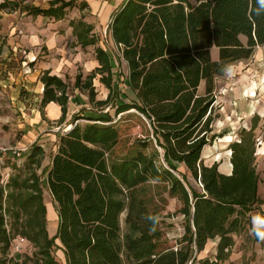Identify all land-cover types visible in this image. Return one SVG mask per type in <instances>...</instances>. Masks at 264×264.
<instances>
[{"label": "trees", "instance_id": "16d2710c", "mask_svg": "<svg viewBox=\"0 0 264 264\" xmlns=\"http://www.w3.org/2000/svg\"><path fill=\"white\" fill-rule=\"evenodd\" d=\"M77 1L52 0L49 8L31 12L59 19ZM79 5L83 9L87 2ZM11 9L9 0L0 2V12ZM70 24L83 47L98 42L91 24L83 20ZM108 33L116 56L127 65L128 72L120 77L125 76L133 97L129 100L126 91L114 90L113 59L98 46L100 66L94 72H107L101 81L110 89L109 96L97 101L102 108L88 114L82 109L73 116L74 126L60 135L48 169L38 174L44 151L33 144L25 172L11 177L6 188L0 186L3 251L11 246L12 230L39 247L33 264H124V251L128 264H194L207 243L218 239L216 261L205 258L200 263L219 264L231 252L233 234L251 224L249 213L261 202L256 136L243 129L240 140L231 143L229 175L219 171L217 162L206 164L202 152L217 136L213 133L217 78L264 45V4L261 0H197L196 4L123 0L110 16ZM213 47L219 49L217 60L212 58ZM94 72L84 83L78 74L75 85L90 87ZM42 80V103L60 104L64 119L68 84L49 73ZM90 99L95 102L93 89ZM110 104L113 114L103 111ZM81 119L86 121L76 122ZM130 121L141 126V136L118 153L122 126ZM180 166L200 183V190ZM148 183L162 186L182 203L185 233L179 246L159 247L158 218L137 196ZM44 188L58 215L53 236L47 228ZM126 208L122 237L120 216ZM54 248L63 251L65 263L56 259ZM8 263L6 257L0 259V264Z\"/></svg>", "mask_w": 264, "mask_h": 264}, {"label": "crops", "instance_id": "0c3cea01", "mask_svg": "<svg viewBox=\"0 0 264 264\" xmlns=\"http://www.w3.org/2000/svg\"><path fill=\"white\" fill-rule=\"evenodd\" d=\"M9 1L13 3V9L4 12L14 14V17L10 23V30L3 35L6 44L0 53L2 61L0 74L4 73V76L0 77V116L8 123L0 126L1 134L6 131V136L2 135L1 140L5 145H11L10 143L13 142V146L17 147L30 144L40 146L44 151L42 166L37 169L40 174L44 168L50 167L64 127L81 111L79 107H82L84 105L81 104L82 101L87 99L84 94L79 95L78 89H74L72 94L69 93L67 114L63 119L60 104L53 101L46 105L42 103L45 87L42 77L45 73H49L57 75L66 82L69 72L74 74L78 70V64L83 65V49L90 46H82L70 22L83 20L91 24L93 29L94 25L85 15L80 16L79 19H69L66 24L63 23L67 10L76 6L80 9L79 4L82 0L67 8L66 15L59 19L31 12L33 8H49L52 0ZM85 1L87 2L85 8L90 9L91 12L98 9L102 2H108V0ZM122 2L123 0L120 4ZM242 40L246 43L247 38L242 36ZM73 42L78 44L80 50L78 56L70 51ZM211 53L213 59L219 58L218 48L215 54L212 48ZM60 55L64 58H56ZM99 66L98 59L84 63L85 70L93 71ZM231 66L234 69L233 73L229 75L226 71L223 76L217 78L215 87L216 104L219 105L217 110L215 109L217 114L215 122L217 121L216 125L219 126L220 131L215 132L214 122L213 133L217 135L215 138L218 139L217 144L225 145L226 149L216 152L212 160L206 164L212 165L217 162L220 172L231 174L233 165L230 145L240 140L243 129L253 130L256 136V167L260 176V190V185L264 183V45L256 46L249 58L238 60ZM80 96L86 99L82 100ZM31 151L24 154L25 162L28 161ZM11 160L17 162V158L10 155L3 168L5 171L9 168ZM46 208L47 220L53 214L58 224L57 212L52 213V209L47 205Z\"/></svg>", "mask_w": 264, "mask_h": 264}, {"label": "rangeland", "instance_id": "374dc122", "mask_svg": "<svg viewBox=\"0 0 264 264\" xmlns=\"http://www.w3.org/2000/svg\"><path fill=\"white\" fill-rule=\"evenodd\" d=\"M4 0H1V2ZM107 1V0H105ZM122 0H108V2H102L100 7L96 9L94 12H91L90 9L85 8L84 10H80L78 6L69 8L67 10V16L63 20V23L66 24L69 19L76 18L79 19L80 16L85 15L86 19L91 22L94 25L93 29V35L96 36L98 39V43L95 45H90L87 48L83 49V62L87 63L91 60L97 61L95 48L97 46L103 47L106 49L110 56L112 57V86L114 87V90H119L120 92L126 91L128 94V99L130 100L133 97V94L131 93L130 89L126 87V79L124 77H120V73L123 72L126 74L128 72V68L125 62L121 64L118 56H116L118 50L114 45V42L111 38V35L108 33V26L110 22V15L111 12L117 7ZM193 4L197 3V0H190ZM31 2V1H30ZM26 3H29L26 1ZM2 17L0 18V53L3 49L4 44H6V40L3 39L4 33L8 32L10 30V23L12 20V17H14V14H9L4 11L0 12ZM18 15V14H17ZM5 33V34H6ZM78 44H75V42L72 43L70 46L71 53L75 55H79L80 50L77 46ZM77 46V48H75ZM116 52H115V51ZM217 48L213 47V53L215 54ZM56 58H64V56H56ZM70 58H68L69 60ZM1 57H0V64H1ZM83 65L80 63L78 64V70L72 74L69 72L70 75H67L66 83L68 84L69 88L68 91L70 94L73 93L74 89H78L79 95L84 94L86 98H80L86 99V101H82L81 104H84L82 107H79L80 110L85 109L84 113L88 114L90 112V109H98L102 108L99 107L97 104V101L105 100L110 93V89L105 85L104 82L101 81L102 76H106L107 72H94L91 70H85ZM12 65V63H10ZM94 72V76L91 77V85L90 87H81L75 85V79L77 74L82 75V83L90 80V75ZM4 76L3 74H0V77ZM88 80V81H89ZM120 82V83H119ZM94 90L95 94V102H92L90 99V90ZM200 92L204 91V84L201 85ZM219 107L218 104H215V109ZM110 111L112 114L114 113V109H111V104L104 107L105 111ZM215 110V111H216ZM83 111V110H82ZM107 113V112H105ZM218 120V119H217ZM74 119H71L72 126H74ZM86 121V119H81L76 122H80L83 124ZM7 124L4 120H2L1 125ZM217 124V121L215 122V132L218 133L220 131V128ZM70 125V124H68ZM67 125V126H68ZM65 128V127H64ZM67 128V129H70ZM142 128L140 125L130 121L122 126L121 130V140L119 144L116 147V151L122 152L125 150L128 145H130L137 137L141 136ZM3 133V132H2ZM6 131L1 134L0 131V140L2 135L5 137ZM217 140L212 141L207 145L203 151L202 158L206 162H210L216 152L224 151L226 149V146L223 144H217ZM2 141V140H1ZM11 145L14 143L11 142ZM12 161V162H11ZM9 163V168L5 171L3 168L0 171V185L4 187V183L2 181H6L8 179V182L11 181V177H15V175L25 172V166L27 162H23L22 164H18L17 162H13L11 160ZM180 170L183 172H187L184 166H180ZM25 174V173H24ZM189 182L198 190L201 189V185L199 182H197L192 175L187 172ZM6 183V186L8 184ZM10 183V182H9ZM5 186V188H6ZM12 189V187H11ZM7 190H10V188L7 187ZM137 196L139 197V200H144L146 204V208L150 215H155L158 218V226L159 229L162 232L161 238L159 240V247L160 248H166V247H176L179 246V241L182 238V236L185 233V217L180 212V208L182 207L181 201H179L175 197H171L168 194V191L164 190L162 186H157L154 183H148L145 185L144 188L140 189L137 193ZM259 196L261 199V202L257 204L254 209L249 213L251 224H246V227L244 230H242L238 234H233L234 238V245L231 249V252L227 259L224 261H220L219 264H264V183L260 185L259 190ZM44 202L45 204L52 209V213H56L55 207L52 202V197L49 194L47 188H44ZM6 204H4L5 207ZM49 208V209H50ZM129 209L126 208L121 216V234L122 237L126 231V219L128 217ZM7 223H8V229L11 228L12 224V218L7 213ZM47 228L50 236H53L57 232V220L56 217L49 216V220H47ZM11 237H12V243L9 248V250L5 253L3 251V244L0 243V259L6 257L8 260V264H33L34 260L37 257V253H39V247L35 245L33 242H31L29 239L25 238L23 234H16L11 230ZM24 237L25 241L20 242L17 241V237ZM57 243L59 244V241L57 240ZM217 245H218V239L217 240H210L205 250L201 251L198 254V259L194 264H201L200 259L210 258L211 261H216V254H217ZM53 254L55 255L56 259L62 263H65V256L61 249L54 248ZM123 259L124 264H128L126 259L125 251L123 253Z\"/></svg>", "mask_w": 264, "mask_h": 264}, {"label": "built area", "instance_id": "2783aa9c", "mask_svg": "<svg viewBox=\"0 0 264 264\" xmlns=\"http://www.w3.org/2000/svg\"><path fill=\"white\" fill-rule=\"evenodd\" d=\"M2 122V117L0 116V124ZM70 126H72L71 124L66 126L63 129V133L68 132L71 128ZM70 128V129H67ZM32 144L30 145H26L23 147H17V146H13V145H5L4 143H2V141L0 140V171L2 168H4L6 160L10 157V155L14 158H17V163L18 164H22L25 160H24V154H27L30 150H31ZM5 185L8 182V179L6 181H2ZM6 222H7V217H6ZM17 241L20 242H24L25 239L24 237H17Z\"/></svg>", "mask_w": 264, "mask_h": 264}, {"label": "clouds", "instance_id": "9594fccd", "mask_svg": "<svg viewBox=\"0 0 264 264\" xmlns=\"http://www.w3.org/2000/svg\"><path fill=\"white\" fill-rule=\"evenodd\" d=\"M261 3L264 4V0H261ZM233 66L229 65L226 69L227 73L231 75L233 73Z\"/></svg>", "mask_w": 264, "mask_h": 264}, {"label": "water", "instance_id": "95a60500", "mask_svg": "<svg viewBox=\"0 0 264 264\" xmlns=\"http://www.w3.org/2000/svg\"><path fill=\"white\" fill-rule=\"evenodd\" d=\"M0 2H1V0H0Z\"/></svg>", "mask_w": 264, "mask_h": 264}]
</instances>
